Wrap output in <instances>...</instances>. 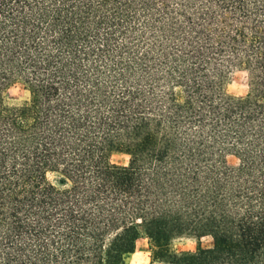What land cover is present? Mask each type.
Wrapping results in <instances>:
<instances>
[{"label": "trees", "instance_id": "1", "mask_svg": "<svg viewBox=\"0 0 264 264\" xmlns=\"http://www.w3.org/2000/svg\"><path fill=\"white\" fill-rule=\"evenodd\" d=\"M143 234L264 264V0H0V264H124Z\"/></svg>", "mask_w": 264, "mask_h": 264}, {"label": "rangeland", "instance_id": "2", "mask_svg": "<svg viewBox=\"0 0 264 264\" xmlns=\"http://www.w3.org/2000/svg\"><path fill=\"white\" fill-rule=\"evenodd\" d=\"M246 80H247V84H248V90H247L246 94H243L244 90H242L240 88H236V87H238L237 81L235 79L232 80V78H231L230 84L227 87L228 93L230 95H233L236 97L249 96L251 94V89L249 86V78L246 77ZM239 82L240 81H238V83ZM176 93H177V99L179 102H181L183 104H188L191 102V99L189 98V96L182 89H178ZM238 93H241V94L238 96L237 95ZM28 99H29V93L24 89V87L22 85L18 84V85L11 88V90L9 92V101L11 104L21 105L24 102H26ZM129 160H130L129 156H127L125 154H116L112 157V162L120 164V165H128ZM228 161L231 165H238L239 164V160L233 156L229 157ZM143 235H145V234H143ZM143 235H142V237H143ZM174 238H172L174 240L171 239L172 245L174 246V248L177 251H179L180 249H186V251H183L186 253H196L200 250L212 248L214 245V239L211 235L196 236V235L186 234V235L176 236ZM140 247H141V250H143V244L142 243H141ZM168 249H169V245H168ZM155 251L153 253L154 262L158 260L155 257ZM183 252H181V253H183ZM158 261H159V264H166L165 262H162L160 260H158Z\"/></svg>", "mask_w": 264, "mask_h": 264}, {"label": "clouds", "instance_id": "3", "mask_svg": "<svg viewBox=\"0 0 264 264\" xmlns=\"http://www.w3.org/2000/svg\"><path fill=\"white\" fill-rule=\"evenodd\" d=\"M246 77H248L247 70H235L232 74V80L235 79L237 81L238 87L244 90L243 94H246L248 90V84ZM238 81H240L238 83ZM241 93H238L239 96ZM175 239V238H174ZM172 239V240H174ZM172 240L169 243V250L176 254L180 255L181 252L186 251V249H180L177 251L172 245ZM135 249L134 251L128 253L127 256L123 257L124 264H159V261H155L153 259V253L156 250V245L152 242L151 238L146 234L139 236L138 239L135 240ZM141 243L143 244V250H141Z\"/></svg>", "mask_w": 264, "mask_h": 264}]
</instances>
